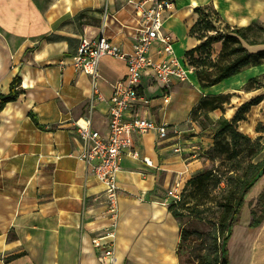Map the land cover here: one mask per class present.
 <instances>
[{"label":"crops","instance_id":"crops-1","mask_svg":"<svg viewBox=\"0 0 264 264\" xmlns=\"http://www.w3.org/2000/svg\"><path fill=\"white\" fill-rule=\"evenodd\" d=\"M136 1L0 0V94H9L13 78H21L18 97L0 110V264H106L93 238L113 230L108 264H181L183 224L170 208L169 191L177 182L185 187L201 172L209 160L201 155L214 146L206 130L192 123V110L204 100L242 91L264 74V62L209 87H199L192 76L166 89L144 76L142 89L150 103L139 113L169 123L179 133L159 143L155 132L135 136L140 157L123 158L119 217L113 227L105 185L78 158L81 140L75 121L90 115L94 127L107 132L113 83L127 76V64L104 56L97 92L91 76L76 70L72 58L82 38L101 33L105 12L109 16L105 36L124 52L131 51L142 23ZM172 1L175 5L166 12L164 27L172 34L179 57L195 47L192 28L198 8L211 9L231 27L264 26V0ZM3 36L15 53L9 66L4 65ZM247 49L257 53L264 50V43ZM184 83L201 94L187 95L176 104L173 94ZM247 91L254 96L236 111L259 96L262 101L250 111L264 106V87ZM213 114L215 121L223 115L221 109ZM263 190L260 183L248 202L257 201ZM246 207L228 240L227 264H264V219L252 227V207Z\"/></svg>","mask_w":264,"mask_h":264},{"label":"built area","instance_id":"built-area-1","mask_svg":"<svg viewBox=\"0 0 264 264\" xmlns=\"http://www.w3.org/2000/svg\"><path fill=\"white\" fill-rule=\"evenodd\" d=\"M142 23L137 29L135 42L131 51L124 52L118 44L104 34L109 18L104 15L103 29L95 38L84 37L73 56L76 70L91 76L94 89L101 77L100 64L104 56L122 59L127 64L128 74L113 83V94L109 100V123L106 133L94 127L90 115L78 118L75 125L81 140L78 158L88 170L105 185L107 213L113 218V227L119 217L118 175L123 168L125 155L139 158L140 153L134 147L135 136L155 132L157 142L167 140L171 133L178 134L175 126L159 122L139 113L142 106L148 105L150 99L142 89L144 76H151L163 88H171L176 82H188L195 73V66L186 54L179 57L174 48V38L167 32L165 14L174 8L172 0H138L134 2ZM143 161L152 165L148 158ZM184 188L180 182L169 191L171 202L182 200ZM111 238L103 241L104 238ZM115 231L104 237H94L93 244L103 253L102 260L112 255Z\"/></svg>","mask_w":264,"mask_h":264},{"label":"rangeland","instance_id":"rangeland-1","mask_svg":"<svg viewBox=\"0 0 264 264\" xmlns=\"http://www.w3.org/2000/svg\"><path fill=\"white\" fill-rule=\"evenodd\" d=\"M196 22L192 37L195 47H198L196 62L198 69L195 70L196 73L193 76L198 86L202 87L200 81L202 74L205 75L208 72L211 76H215L222 66L241 54L235 53L238 49L241 47L247 49L250 44H248V41L239 38L231 26L221 22L211 11L198 12ZM247 36L248 40H264V26L253 27L252 30L247 31ZM235 38H239L240 44L237 41L238 39ZM8 46V39L3 36L2 51L4 65L6 66L10 65V61L15 56L14 52L9 51ZM257 84H264V74L260 75L259 81L246 85L242 91L233 92L217 99H208L192 110L190 115L192 123L206 130L204 131L205 134L214 139L215 145L210 150L202 153L201 156L204 155L209 159L207 165L194 177L192 183L185 185L182 201L177 203L184 228L183 240L179 248L181 264H198V256L204 252L212 239L209 233L217 226L219 219L224 214L227 198L233 195L234 192H240L241 177L245 174L249 165L264 160V106L261 109L255 107L252 111L253 114L249 110L245 115V122L237 123V129L251 138L250 142L239 144L238 156H235L232 147L228 152L223 149L224 139L222 136L215 137L217 126L212 117L214 114L211 115L213 111H210L214 106H219L223 116L231 119L236 107L241 102L254 96V93L247 90L256 87ZM178 89L179 92L176 95L173 94L174 98L176 96V104L187 95L196 96L201 94L197 87L188 83L180 84ZM162 99L165 101V98L162 97ZM253 118H259L262 121L256 123ZM259 136H261L260 141L257 139ZM227 138L229 137L227 136ZM202 173L206 175L198 178ZM260 183L264 184V176L254 187L258 189ZM248 197L245 196L244 198L245 204L242 208V211L244 210L242 216L245 215L247 205L254 207L258 201L248 202L252 196Z\"/></svg>","mask_w":264,"mask_h":264},{"label":"trees","instance_id":"trees-1","mask_svg":"<svg viewBox=\"0 0 264 264\" xmlns=\"http://www.w3.org/2000/svg\"><path fill=\"white\" fill-rule=\"evenodd\" d=\"M197 11L198 12L211 11L217 17V13H215L209 8H198ZM196 24L197 22L192 28V33L196 27ZM256 26L232 27V28L234 29L235 33L238 35L239 38L248 41V44L250 45L264 43V40L262 41L248 40L247 31L252 30L253 27ZM239 38H235V39H238L237 41L240 44ZM197 49L198 47H193L192 49L188 50L185 53L186 56L190 58L191 63L195 66L196 71L198 69V67L196 66V62L198 58ZM235 53L237 54L241 53V54L236 56V58L231 62L222 66L219 72L215 74V76H211V74H209L208 72L205 75L202 74V76H200L202 87H209L218 84L221 81L237 73H240L242 70L246 69L247 67L259 65L264 62V50L259 51L257 53H251L247 51V49L241 47ZM259 79H260L259 77H254L252 80L249 81L248 85H251L256 81H259ZM20 84H21V78L17 75L13 78L10 84L9 94H0V110L2 109L3 105L6 102L10 100H14L18 97L20 92L19 90ZM261 87H264V84L262 85L257 84L256 86V88H261ZM219 97H223V96H217L212 99H217ZM262 99L263 97L259 96L249 102H245L237 109V111L235 112L234 116L231 119H228L227 117L222 115L215 122L217 126L215 137L216 138H219V136L223 137L224 139L223 149H225L226 152H228L232 147L234 148L233 151L235 153V156H238L239 144L241 142L242 144H245L251 141V138L247 134H243L237 129V123L244 120L246 113L250 110V107L252 105H256L260 103ZM206 101L207 100H204L200 102L198 105ZM219 108H220L219 106H214L212 109H210V111H214ZM227 136L229 138H227ZM257 139L258 141H260L261 136H259ZM263 167H264V160L249 165L245 174L241 177V181L239 184L240 192H234L233 195H230L227 198L226 205L224 208V214L219 219L217 226L213 229V231L209 233L212 239L210 241V244L207 245V247L205 248L204 252L198 256V264H224V260L227 261V257H228L227 244L232 229L234 225H236L239 222L240 214L245 204L244 198L247 195V193L253 188L256 182L260 179L259 178L256 180V176ZM204 175L206 174L202 173L200 176H198V178H202ZM193 181H194V177L188 180L187 183H192ZM177 203L171 202L170 208L173 209L176 215L180 216V213L178 212V208H177ZM251 213L253 218L250 225L254 227L260 224L261 221L264 219V190L259 194L256 206L251 208ZM183 235H184V228L182 230V240H183Z\"/></svg>","mask_w":264,"mask_h":264},{"label":"bare ground","instance_id":"bare-ground-1","mask_svg":"<svg viewBox=\"0 0 264 264\" xmlns=\"http://www.w3.org/2000/svg\"><path fill=\"white\" fill-rule=\"evenodd\" d=\"M260 180H262V178L261 179H259L257 182H256V184H258V182L260 181ZM256 184L254 185V186H256ZM253 186V187H254ZM258 186V185H257ZM258 188H259V186H258ZM258 189H257V187H254L253 189H251V191H249L248 193H247V198H249L248 196H254V193L257 191Z\"/></svg>","mask_w":264,"mask_h":264},{"label":"water","instance_id":"water-1","mask_svg":"<svg viewBox=\"0 0 264 264\" xmlns=\"http://www.w3.org/2000/svg\"><path fill=\"white\" fill-rule=\"evenodd\" d=\"M5 98V97H4ZM264 176V167L259 171V173L256 176V180ZM224 264H227V261L224 260Z\"/></svg>","mask_w":264,"mask_h":264}]
</instances>
